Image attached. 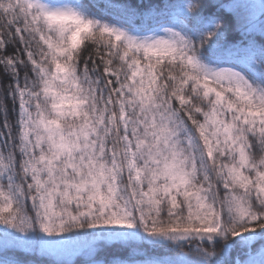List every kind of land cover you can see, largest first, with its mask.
Here are the masks:
<instances>
[{
	"label": "snow or ice",
	"instance_id": "6c2138e0",
	"mask_svg": "<svg viewBox=\"0 0 264 264\" xmlns=\"http://www.w3.org/2000/svg\"><path fill=\"white\" fill-rule=\"evenodd\" d=\"M0 264H264V0H0Z\"/></svg>",
	"mask_w": 264,
	"mask_h": 264
}]
</instances>
